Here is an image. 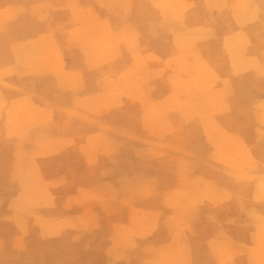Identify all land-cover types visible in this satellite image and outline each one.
Returning <instances> with one entry per match:
<instances>
[{
	"label": "crops",
	"instance_id": "obj_1",
	"mask_svg": "<svg viewBox=\"0 0 264 264\" xmlns=\"http://www.w3.org/2000/svg\"><path fill=\"white\" fill-rule=\"evenodd\" d=\"M107 6L116 28H102ZM141 14L151 18L145 28L134 20ZM171 14L178 19L165 17ZM106 37L114 43L108 54L89 44L96 38L106 47ZM113 60L125 68L106 74ZM180 62L189 72L201 67L199 77L216 82L209 104L179 107L193 114L192 122L175 119L188 143L206 146L210 139L196 175L211 183L209 195L222 212L209 232L172 235L154 249H161L162 264H264L255 249L256 224L264 223V200H255V184L264 182V0H0V186L12 183L43 144L57 145L53 132L64 120L72 141L83 143L75 129L91 117V97L100 94L106 76L116 81L144 66L147 109L167 111L170 65ZM129 111L146 113L138 104ZM234 153L241 154L237 167ZM5 216L0 211V221ZM20 236L0 232V258L15 251Z\"/></svg>",
	"mask_w": 264,
	"mask_h": 264
},
{
	"label": "rangeland",
	"instance_id": "obj_2",
	"mask_svg": "<svg viewBox=\"0 0 264 264\" xmlns=\"http://www.w3.org/2000/svg\"><path fill=\"white\" fill-rule=\"evenodd\" d=\"M106 8L102 28H116L112 11ZM176 15L165 17L177 20ZM86 19L97 23L94 16ZM148 19L144 14L134 17L138 28H145ZM107 37L106 47L96 38L89 44L108 54L114 43ZM176 66L170 65L174 76L169 79L171 96L164 102L167 111L147 109L144 66L123 72L116 81L106 76L100 94L91 97L95 108L88 113L91 117L75 129L82 136L80 142L85 137L83 143L72 141L64 120L53 132L57 145L43 144L22 163L12 183L0 186V211L6 214L0 232L12 235L17 230L21 235L19 246L1 257L0 264H162L161 249L154 245L183 232L210 231L208 224H215L222 212L216 205L221 203L211 200V183L196 175L210 139L206 146L188 143L187 130L175 117L183 116V124L192 122L193 114L179 107L190 110L195 104H209L216 82L209 75L199 77L201 67L189 72L182 62ZM121 67L125 68L114 60L104 66L106 74ZM131 104L145 107L146 113L130 112ZM115 108L123 111L114 112ZM206 133L210 137L209 127ZM238 157L241 154L230 157L232 167L238 166ZM254 178L246 180L257 181ZM255 186L260 192L255 200H264V182ZM201 218L206 225L200 226ZM252 218L259 216L253 211ZM256 229L255 249L264 258V223L256 224Z\"/></svg>",
	"mask_w": 264,
	"mask_h": 264
}]
</instances>
